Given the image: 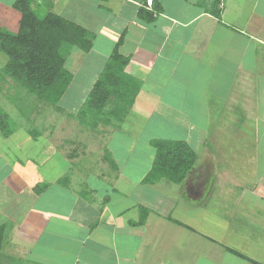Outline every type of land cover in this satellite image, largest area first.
<instances>
[{"label": "crops", "instance_id": "crops-1", "mask_svg": "<svg viewBox=\"0 0 264 264\" xmlns=\"http://www.w3.org/2000/svg\"><path fill=\"white\" fill-rule=\"evenodd\" d=\"M14 1L0 0V21L17 17L7 9H11ZM37 1L45 3L47 8L50 6L52 12L83 25L95 33L96 39L107 29L96 28V22L112 18L114 36L126 31L123 45L129 49L122 53L131 56L127 72L142 80L146 77L142 87L150 88L148 92L155 87L150 75L155 61H151L150 53L142 57L145 49L141 52L140 45L153 28L156 32L152 31L163 38L159 51L163 61L170 63L169 56L175 67L188 63L194 68L169 75L178 80L175 84L181 88L174 105L181 109L183 103H189L196 108L198 117L203 116L193 122L205 123L206 128L209 122L215 126L212 131H206L208 134L202 138L198 149L183 139L198 155L184 183L160 179L146 184L143 177L145 186L174 185L181 199L169 209L162 206L157 199L160 197L132 200L110 182L113 191L105 187L97 193L96 187L81 196L71 188V183L67 187L63 185L64 191L69 192L66 198L64 191L51 194L52 186L48 181L45 190L38 192L35 188L40 182L33 179L30 182L19 175L16 165H23L20 158L17 162L21 163L12 166V171L2 174L3 169L0 170L10 188L19 189L21 195L28 194L27 198H12L13 204L8 206L5 205L8 198H0V226L9 224L0 264H264V1L252 0L249 13L250 4L241 2L235 6L233 15L227 16L229 9L225 7V0H220L221 15L218 16L213 13L214 8L209 9L213 0H202V4L201 0H184L186 4L179 3L176 14L168 11L173 9L169 4L174 7L168 1L173 0H158L163 11L152 23L138 18L142 0ZM177 3L178 0L174 4ZM88 5L90 13L86 12ZM256 9L259 12L255 13ZM219 26L225 27L223 31ZM196 41L201 48L199 52H181L184 44L195 46ZM178 51L183 54L181 63ZM164 86L161 101L169 99V89H172ZM207 107L210 108L209 120ZM233 121L243 131L230 130ZM174 126L178 128L182 124ZM183 128L188 129L185 125ZM246 129L250 135L242 136ZM220 137L224 143L232 140L231 144L242 145L241 159L251 161L250 165L236 164L241 159L232 154L228 157L227 151L218 145ZM231 173H242L243 179ZM228 188L231 190L226 194ZM112 192L121 194L113 203ZM35 196L40 198L38 202ZM182 199H187V205L193 208L195 220L174 216ZM214 202L219 206H214ZM157 205L162 208L157 209ZM142 206L153 211L144 225L134 226L131 223L140 215L134 217L133 212L141 210ZM202 214L211 219L210 226L202 223L205 220Z\"/></svg>", "mask_w": 264, "mask_h": 264}, {"label": "rangeland", "instance_id": "rangeland-1", "mask_svg": "<svg viewBox=\"0 0 264 264\" xmlns=\"http://www.w3.org/2000/svg\"><path fill=\"white\" fill-rule=\"evenodd\" d=\"M245 1L250 4L248 5L250 7L247 8V13H249L253 5L252 0H225V7L229 9L226 11L227 16H232L235 6ZM168 2L174 5V7L168 5L174 9H168V11L174 14L180 9L179 3L186 4L184 0H178L177 4H174L176 0ZM215 3L216 1L213 0L209 5L210 10L220 7V3L217 6ZM198 6L202 7V5ZM256 11L259 12L258 9L255 10V13ZM86 12H91L89 5L86 7ZM104 12L100 13L103 14ZM39 13L40 17H43L44 13ZM85 17L91 19L88 15ZM83 20L87 21L84 17ZM113 23L112 18H104L96 22V28L103 26L107 29L104 28V34L100 38H95L94 47L88 55L77 48L71 51L67 67L74 73V78L58 105L42 101L13 79L9 77L2 79L0 74V105L9 113L11 127L14 131L8 138L2 136L0 132V170L3 169L2 174L9 170L12 171V166L21 163L17 162L20 158L23 165H16L20 172L19 175L27 178L30 182L32 179L42 183L48 181L52 186L49 188V191L52 190L51 194L64 191L63 185L67 187L69 183L72 184L71 188L78 191L79 196L86 194L91 188L96 189V187H98L97 193L103 191L105 187L113 191L111 185L114 184L117 185L116 188L120 189V192L126 193L128 198L132 200L141 201L140 197H160L157 199L161 200L162 206L169 209L173 207L177 199L179 201L181 199L175 192L174 185L151 187L145 186L142 182L143 177L149 174L155 161L153 147L150 146L151 140L153 138L179 139L178 136L184 135L180 139H186L195 149H198L202 138L208 134L206 131H212L215 125L209 122L206 128L205 123L193 122L203 116L198 117L199 114H195L196 108L189 106V103H183L181 109L180 106L174 105L177 100L175 96L181 88L175 84L178 80L169 75L172 73L175 76L177 72L191 71L194 68L191 69L188 63L181 64V67H175L171 64L172 59L169 56L170 63L166 60L163 61V54L159 52L162 48L161 40L163 38L159 33L155 34L153 32L155 30L151 28L153 31L150 32L152 33L142 41L140 47L142 48L141 52L145 49L142 57L150 53L151 61H155L153 68H150V75L154 80L152 82L155 87L151 88L150 92L147 91L150 88L143 89L141 87L134 106L123 113L122 119L117 120L111 114L110 120L104 116L97 120V123H91L92 126H88V118L79 116L78 111L106 66L116 46L113 44L114 39L117 38V43L121 35H113L114 32L111 31L114 27ZM222 28L225 27H218L223 31ZM210 36H213V33H210ZM127 49L129 48L126 44L120 47V51L124 54ZM180 49L183 50L181 52L185 53L189 50L195 52L201 50L197 41L195 46L189 43L186 46L184 44ZM174 52L176 54V50ZM177 58L180 63L183 61V54H180L179 51ZM7 60V55L0 51V72ZM139 80L143 83L146 77L143 80L140 77ZM164 85L172 88L169 89L170 95L167 101L159 99L161 93L165 92L162 91ZM60 106L64 109H61ZM205 109L209 120L210 108ZM170 120H176V122L169 123ZM176 123L182 124V127H175ZM231 123L230 130L234 132L243 131L238 123H234V121ZM184 125L188 128L185 131ZM244 131L242 136L250 135L247 129ZM217 141L220 148L227 151L228 157L229 154L240 159L243 156L242 145L239 147V144L238 146L231 144L232 140L224 143L221 137ZM262 148V146L259 148L260 152ZM207 155L208 153H206V157ZM249 162L251 161L241 159L240 163L237 162L236 164L249 166ZM230 163L232 162L228 161V164ZM231 174L243 179L242 173ZM117 176H119V180H117ZM3 177L0 172V198H8V201L5 202L6 206L13 204L12 198H27V192L21 195L19 189L14 191L7 185L6 180L2 179ZM6 179L8 178L6 177ZM30 182L29 185H31ZM246 183L250 184L248 181ZM24 190L27 191V189ZM230 190L231 188H228L226 194ZM120 192L119 194L112 192V203L121 198ZM64 193L66 198L69 192L64 191ZM67 198L73 197L68 196ZM225 198H229V196ZM39 199L36 198V202ZM162 206L157 205V209L162 208ZM214 206L219 205L214 202ZM133 213L136 217L140 215V210H135ZM193 213V208L187 205V199H182L174 216L186 221L188 218L195 220L196 217ZM202 216L205 219L202 223L205 226H210L211 219L205 214ZM202 216H199L200 220ZM168 227L171 225L169 224Z\"/></svg>", "mask_w": 264, "mask_h": 264}, {"label": "trees", "instance_id": "trees-1", "mask_svg": "<svg viewBox=\"0 0 264 264\" xmlns=\"http://www.w3.org/2000/svg\"><path fill=\"white\" fill-rule=\"evenodd\" d=\"M142 1L138 18L146 23L154 22L163 11V5L158 0H153L151 6L148 0ZM215 1L217 6L220 0ZM49 7L37 0H15L11 9L7 8L17 17L0 21V51L8 57L0 74L2 79H13L42 101L58 105L74 78V73L67 67L71 51L77 48L88 54L94 47L95 33L52 12ZM39 12L44 13L43 17ZM213 13L220 16L221 9L217 7ZM125 37L126 31H122L106 66L78 111L79 116L88 118L89 123L82 120L88 126L104 116L110 120L111 114L117 120L122 119L123 113L134 106L141 91L139 78L127 72L131 56L120 51ZM10 120L9 113L0 105V132L6 138L14 132ZM150 146L153 147L155 161L143 182L154 184L165 179L171 183H184L198 160L193 147L183 139L163 138H153ZM46 185L40 182L35 190H45ZM140 209L139 219L131 223L134 226L144 225L153 211L147 206ZM167 218L184 225L171 216ZM8 227L7 223L0 226V262L2 246L9 234Z\"/></svg>", "mask_w": 264, "mask_h": 264}, {"label": "clouds", "instance_id": "clouds-1", "mask_svg": "<svg viewBox=\"0 0 264 264\" xmlns=\"http://www.w3.org/2000/svg\"><path fill=\"white\" fill-rule=\"evenodd\" d=\"M150 1V3H148L149 4V6H151L152 5V2H151V0H149Z\"/></svg>", "mask_w": 264, "mask_h": 264}]
</instances>
